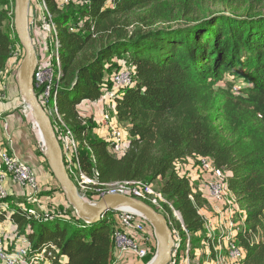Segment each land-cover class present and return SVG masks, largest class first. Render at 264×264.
Masks as SVG:
<instances>
[{"label": "trees", "instance_id": "16d2710c", "mask_svg": "<svg viewBox=\"0 0 264 264\" xmlns=\"http://www.w3.org/2000/svg\"><path fill=\"white\" fill-rule=\"evenodd\" d=\"M44 1L54 15L60 44L56 108L77 139L82 167L88 174L96 169L104 183L158 179L182 220L173 225L166 216L173 236L174 229L181 235L183 228L203 231L199 209L205 203L174 164L192 154L210 157L246 209L236 234L245 248L241 263L264 264V11L255 10L259 4L264 8V0H248L239 14L209 12L198 20L130 31L127 15L153 0H85L61 10L54 0ZM7 19L0 0V70L13 44L4 30ZM115 57L134 67L133 83L114 95L117 119L130 138L120 158L109 153L105 139L88 138L91 125L78 109L82 100H96L110 87L109 63ZM218 82L229 89L219 101ZM216 103L234 139H226L211 124L206 110ZM7 202L12 207L9 219L32 244L30 257L46 248L50 256L45 264L111 263L110 212L93 223L75 212L32 220L19 210L21 201Z\"/></svg>", "mask_w": 264, "mask_h": 264}, {"label": "built area", "instance_id": "2783aa9c", "mask_svg": "<svg viewBox=\"0 0 264 264\" xmlns=\"http://www.w3.org/2000/svg\"><path fill=\"white\" fill-rule=\"evenodd\" d=\"M84 2L85 0H54L56 8L59 10L68 5H82ZM35 4H38L40 9L38 18L39 31L43 46L46 47V50L44 51V55L36 52L37 66L33 73V91L49 118L53 119L54 122L64 129V136L59 140H66L65 145L59 144L62 149L65 167L68 174L73 175L75 179L74 184L77 189L92 190L91 201L98 200L104 194L117 193L127 195L134 199L141 200L152 207H160L166 216H169L171 223L179 222L181 224L182 220L180 214L165 198L161 189L157 188L153 182L129 180L104 183L99 181V174L96 169L92 168L91 172L88 174L82 167L77 139L74 137L72 131L65 125L62 115L56 108L58 96L57 87L61 73V64L58 55L60 44L57 36L56 23L54 22V15L49 11L44 0H30L29 22H32L34 27L36 25V12L33 7L36 6H30ZM4 71L5 69L0 70V74L4 73ZM133 76L134 67L122 63L121 68L117 72L109 75L108 80L110 82V87L102 89V94L95 100L97 112H95L93 119L99 126L96 129L97 135L108 141V151L114 158H120L124 154L130 139L128 133L124 131L127 129V126L122 125L117 119L114 95L118 88L131 85L133 83ZM80 103L78 105L80 115L86 118L87 116L84 115L85 113L82 111ZM3 126L5 141L9 143L11 138L7 133L8 124L6 121L3 122ZM67 140L70 141L69 144ZM182 161L185 162V164H183V168L180 169ZM174 167L181 176H186L189 179L191 188H193L192 183L194 179L205 177V184L203 188L199 189L201 195L209 202H215L228 209L229 217L221 219L224 221L219 223L226 228L225 237L222 241L224 250L226 251L225 256L228 264H237L241 262L245 255V248L240 245L236 238V234L241 227L237 226L230 216L234 214V212L238 213L244 211L239 210L238 201L228 189L226 173L221 168L215 167L210 157L196 154L186 156L177 161ZM7 178L24 191V201L18 205V208L25 213L27 218L40 220L53 215L52 210L47 206V200L39 197L41 185L37 182L35 172L31 165L15 155L10 149L5 147L0 148V217H3V220L10 224L7 237L0 235V264H37V262H39L38 264H45L46 259L50 256V252L44 248L38 252L37 256L30 257L31 242L25 236L19 235L17 225L9 219L12 213V207L9 202H7L9 198V193L6 189ZM168 209L171 211V215ZM115 213L118 214L117 221L119 224L123 228L130 230L131 233L122 229H113L111 232L113 245L112 253H117V257L113 255L110 264H118V259H124L125 264L144 263L145 259L150 257L152 251L150 245L153 241V238L145 232L146 220L140 215L124 208H119ZM200 215L206 225L201 210ZM111 217L112 215L108 218V224H111L113 221ZM183 230L185 231L184 228ZM7 240L11 242L15 241L16 245L14 252L7 251L9 246ZM143 245H145V247ZM177 248L178 243H175L170 264H191L188 246L184 250V257L182 259L177 258ZM213 258L215 264H226L221 255L220 248H214Z\"/></svg>", "mask_w": 264, "mask_h": 264}, {"label": "rangeland", "instance_id": "374dc122", "mask_svg": "<svg viewBox=\"0 0 264 264\" xmlns=\"http://www.w3.org/2000/svg\"><path fill=\"white\" fill-rule=\"evenodd\" d=\"M249 4L250 3L248 0H153V2L150 4L149 7L145 9L136 10L132 14L127 15V20L131 23V25L128 28V31L136 27L147 30L148 28L155 27V26L175 25L176 23H182L183 20H190V19L198 20L204 14L209 13V12L239 14L242 11H244L249 6ZM259 5L257 6L255 10L260 11V12L264 11V8L263 9L260 8ZM33 6H36V7H33ZM30 7H33V9L37 8L38 10H40L38 7V4L31 5ZM1 8H3L4 12L8 13V19L6 21V28L4 30H5V33H7L13 41L10 57L4 65L5 71L4 73L0 74V107L3 110H7L6 107H8L9 105L14 106L12 103L5 105L7 103L5 100L7 99L8 85L9 84L13 85L14 83H17V75H18L20 64L22 62L25 51L15 33V30L12 31V26L14 27L15 0H1ZM67 9L70 10V7H68ZM29 11H30V8H29ZM138 18H144L145 21H141V20L136 21L138 20ZM29 23L32 24V30H33V27H34L33 23L32 22H29ZM118 62L124 63L125 65H129L127 62H125L123 58L115 57L111 59L109 63V67H111L110 68L111 71H109V75L117 72L121 68L122 64L119 65ZM214 88L217 90L216 98H218L217 99L218 101L221 100L223 97V94H226L227 90H229L226 87L225 83L223 82L216 83L214 85ZM238 89L239 87L236 86L231 89V92L234 94H237ZM16 91L20 95L19 90L16 89ZM18 98H20L19 99L20 101L18 102V106L16 107V110L20 112V116L22 120L24 121L22 125L20 126V132L23 135V140L25 141L26 145L25 147H19L17 145L16 146L17 154L22 155V156L26 155V160L30 163L33 170L35 169V167H38L42 164L41 161L38 159L40 158L42 162L45 164V166H47L52 177L54 178L50 170L47 157L45 156V153H44V147L41 146V143L34 129L33 119L30 115L29 107L21 95L20 97L18 96ZM217 104L218 103L214 104L213 105L214 107H212L211 109L206 110L209 116V119L211 121V124H213L215 128L218 131H220L221 135H223L226 139H234L235 135L231 132V128L229 124L222 117V113L220 112V109ZM2 112H5V111H0V114ZM204 114H205V110H204ZM4 116H7V115L5 114ZM94 116L95 115H93V113H90V116L85 118L86 124L91 125V128H92L88 132L89 139L100 138L98 137L97 131H96V129L99 126L95 123L93 119ZM50 121H51L52 127L54 129L55 135L59 143L61 145H65L66 140H59V139H62V137L64 136L63 127L58 125L51 118H50ZM8 125H9V128H8L9 130L10 129L9 122H8ZM0 131L1 133L3 131L2 120H0ZM124 131H126L127 133V129H125ZM12 137H13V144H14V141L17 140V138L14 136ZM31 140L33 141V144H31L30 142ZM67 143L69 144L70 141L67 140ZM84 149L86 150V148ZM183 164H185V162L182 161L180 169L183 168ZM69 175H70V178L75 183V179L73 175L71 174ZM195 180L201 181V188H203V185L205 184V177L204 178L198 177L193 180L192 185L194 184L193 186L197 187L198 184L194 183ZM152 182L157 188H160L161 185L158 179L152 180ZM55 186L56 188H54L53 189L54 192H52V194L54 195L55 201L52 203L51 202L48 203L47 204L48 208L52 210V214H63L65 216L73 215V212L75 211L73 207L70 205V203L67 201L63 190L57 184V182ZM77 190L84 200L86 201L92 200V193H93L92 190H81V189H77ZM24 194L25 193L23 192V195ZM204 200L209 202L205 198ZM20 201H23V200H20ZM14 202L15 200H12V203ZM209 203H215V202H209ZM238 205H239V210H243L244 212H238V213L231 214L230 217L233 220V222L237 224V226L241 227L243 223L244 214L246 213V209L242 207L240 203H238ZM220 207H224L225 208L224 210L227 209L225 206L220 205ZM155 209H157L158 212L162 213L164 217L166 218V215L164 214L163 210H161L160 207L156 206ZM211 211H213V214H211L208 210H204V212H202L205 218L206 225L204 224V229L201 232L190 233V232L184 231V235H181L177 229H174L173 239L175 243H178L177 255L179 256L180 259L184 257L183 251L188 246L189 248L188 254H189L190 260H194V257H196L197 255L199 257L198 261L200 264H202L203 261H204V264H213L214 248H220L221 255L224 257V262L228 264L227 260H225L226 251L224 250L223 242H222L225 237L226 228H224V226L220 225L219 223L224 221L221 219L229 217V211H228L227 217L221 216L220 212H222L223 209L217 212L214 211L213 209H211ZM111 219H114V220L118 219V214L113 213ZM146 223H147L146 231L151 232L150 230H152L151 235L153 237V241L150 245V248L152 250L150 257L146 258L144 263L142 264H148L149 261H151L152 258L155 256V253L157 250V242L154 237L153 228L150 225V223H148L147 221ZM172 223L173 225H175L174 222ZM207 238H210V240L209 239L207 240ZM207 241L213 242V244L211 243L206 244ZM7 242L9 244L7 251L14 252L15 245H16L15 241L11 242L10 240H7ZM143 246L145 247V245ZM195 249H197L198 251H195ZM196 262L197 261L191 262V264H198ZM241 262L237 264H242ZM38 263L39 262H37V264Z\"/></svg>", "mask_w": 264, "mask_h": 264}, {"label": "water", "instance_id": "95a60500", "mask_svg": "<svg viewBox=\"0 0 264 264\" xmlns=\"http://www.w3.org/2000/svg\"><path fill=\"white\" fill-rule=\"evenodd\" d=\"M29 3L30 0H15L14 30L25 51L17 75V86L20 95L31 109L32 119L40 131L45 147L44 153L57 184L63 190L76 216L87 223L97 222L107 212L113 214L119 208L140 215L152 226L157 242L155 256L148 264H170L175 241L168 221L162 213L147 203L124 194H104L96 201H86L70 178L50 118L33 91L37 55L32 39V25L29 23Z\"/></svg>", "mask_w": 264, "mask_h": 264}, {"label": "crops", "instance_id": "0c3cea01", "mask_svg": "<svg viewBox=\"0 0 264 264\" xmlns=\"http://www.w3.org/2000/svg\"><path fill=\"white\" fill-rule=\"evenodd\" d=\"M3 10V8H1V11ZM35 12H36V25L34 27V47L36 52H38V54L44 55V51L46 50V47L43 46V42H42V38L40 35V31H39V22H38V18H39V10L37 8H35ZM118 64H122L120 62H118ZM7 69V68H6ZM7 71V70H6ZM111 71V69H110ZM16 89H18L17 83H14L13 85L9 84L8 85V89H7V99L5 100L7 104H13L14 106H8L6 107L7 110H3L0 107V111H5L2 112L0 114V120H2V129L4 128L3 126V122L6 121L7 124L8 122L10 123V129L9 125L7 128V133L11 138V141L9 143H7L5 141V132L4 129L1 133L0 131V148L5 147L10 149L11 151L14 152L15 155H17L18 157L22 158L23 160H26V155H18L17 151H16V146L18 145L19 147H25L26 143L23 140V135L20 132V126L22 125V123L24 122L20 116V112L18 110H16V107L18 106V102L20 101L18 98V96L20 97V95L17 93ZM19 90V89H18ZM20 93V92H19ZM80 105L82 106V111H84V115H86L87 117L90 116V113H93V115H95V112H97V108L95 105V99L93 100H82ZM7 116H4V115ZM16 137L17 140L14 141L13 144V137ZM31 138V137H30ZM19 139V140H18ZM31 144H33V141H30ZM34 146V145H33ZM27 153V152H26ZM41 161V165L38 167H35L34 172H35V176H36V180L37 182L41 185L40 187V194L39 197L42 199H46L48 203H52L55 201L54 195L52 194L53 189L56 188V180H54L55 178L52 177L50 171L48 170L47 166H45V164L42 162V160L40 158H38ZM28 162V161H27ZM29 163V162H28ZM30 164V163H29ZM195 184H198V186H193L192 191L193 193H200L199 189L201 188V181L199 180H195L194 181ZM194 185V184H193ZM6 189L8 190V196L10 200H15L16 201H20L23 200L24 201V195L23 192L18 185H16L15 183H13L9 178L6 179ZM201 194V193H200ZM201 198L204 200V196H201ZM21 201V202H23ZM205 203H203L202 208L199 209V213L200 210L202 212H204V210H208L211 214H213V211H211V209H213L214 211H221L223 209L222 212H220L221 216L227 217L228 215V209L224 210V207H220L219 204H215V203H209L206 200H204ZM236 213V212H234ZM113 224H108V227L110 229V231L112 232L113 229H122L128 233H131L130 230L123 228L119 222L113 219ZM146 227L147 224L145 226V231H146ZM9 228H10V224L6 221L3 220V217H0V235L1 236H5L7 237V234L9 232ZM152 232V230H150ZM151 232H147L146 233L151 237ZM209 243H213V242H209L207 241L206 244ZM195 251H198L197 249H195ZM114 255V257H117V253L115 254L114 252L112 253ZM199 257L196 255V257H194V260H191V262L197 261L196 263L200 264L198 261ZM224 259V257H223ZM226 260V259H225ZM118 264H125V260L124 259H118ZM202 264H204V261L202 262ZM213 264H215V262L213 261ZM227 264V263H226Z\"/></svg>", "mask_w": 264, "mask_h": 264}, {"label": "bare ground", "instance_id": "6f19581e", "mask_svg": "<svg viewBox=\"0 0 264 264\" xmlns=\"http://www.w3.org/2000/svg\"><path fill=\"white\" fill-rule=\"evenodd\" d=\"M29 111H30V115H31V117H32V114H31V109H29ZM33 126H34V129H35V131H36V134H37V136H38V139H39V141H40V143H41V146H43V140H42V138H41V134H40V131H39V129H38V127L36 126V124H35V122L33 121ZM44 147V146H43ZM45 148V147H44ZM243 226V225H242ZM242 226H241V228H242ZM240 228V229H241Z\"/></svg>", "mask_w": 264, "mask_h": 264}]
</instances>
